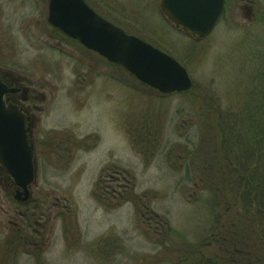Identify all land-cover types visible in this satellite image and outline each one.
I'll use <instances>...</instances> for the list:
<instances>
[{
  "label": "rangeland",
  "instance_id": "obj_1",
  "mask_svg": "<svg viewBox=\"0 0 264 264\" xmlns=\"http://www.w3.org/2000/svg\"><path fill=\"white\" fill-rule=\"evenodd\" d=\"M87 1L179 62L190 95H161L48 29L47 0H0V71L28 89L36 160L28 204L0 178V264H180L212 220L190 164L197 114L236 108L252 88L264 0H227L203 40L176 29L161 0ZM103 171L108 205L93 196ZM124 190L139 200L113 199Z\"/></svg>",
  "mask_w": 264,
  "mask_h": 264
},
{
  "label": "trees",
  "instance_id": "obj_2",
  "mask_svg": "<svg viewBox=\"0 0 264 264\" xmlns=\"http://www.w3.org/2000/svg\"><path fill=\"white\" fill-rule=\"evenodd\" d=\"M260 60L259 76L242 103L197 114L199 140L190 164L209 194L212 220L197 247L183 248L180 264H264V57ZM104 172L93 192L102 205L108 195ZM115 198L118 203L139 200L125 190Z\"/></svg>",
  "mask_w": 264,
  "mask_h": 264
},
{
  "label": "water",
  "instance_id": "obj_3",
  "mask_svg": "<svg viewBox=\"0 0 264 264\" xmlns=\"http://www.w3.org/2000/svg\"><path fill=\"white\" fill-rule=\"evenodd\" d=\"M226 0H161L159 8L176 29L195 40L214 30ZM47 22L67 38L115 65L161 95L187 92L192 81L174 58L96 14L84 0H49ZM8 75V74H7ZM20 91L0 72V178L11 182L13 198L28 204L36 180L31 141L33 122L5 97ZM27 93V89H22Z\"/></svg>",
  "mask_w": 264,
  "mask_h": 264
},
{
  "label": "flooded vegetation",
  "instance_id": "obj_4",
  "mask_svg": "<svg viewBox=\"0 0 264 264\" xmlns=\"http://www.w3.org/2000/svg\"><path fill=\"white\" fill-rule=\"evenodd\" d=\"M48 1L49 0H47V9H46V11H47V14H46V20H45V24H46V27L48 28V29H52V30H54V31H56L48 22H47V17H48ZM86 2L88 3V1L86 0ZM226 2H227V0H226ZM89 4V3H88ZM90 5V4H89ZM91 6V5H90ZM93 8V7H92ZM94 9V8H93ZM95 10V9H94ZM245 10H247V9H245ZM96 11V10H95ZM97 12V11H96ZM98 13V12H97ZM101 15V14H100ZM6 83L10 86V87H18L19 89H20V91H18V92H16V93H13V94H8L6 97H5V102H6V104H8V103H12V104H14V105H16L17 107H19V108H21V110H22V112L25 114V115H27V116H29L30 118H31V120H32V122H33V126H34V122H35V118H34V115L31 113V109L33 108L34 109V106H30V105H28V103H29V100L27 99V97H26V94L28 93V91H27V93H23L22 92V89H24L23 88V86H21V85H17L16 83H15V78L12 76V75H10V74H6ZM5 182V181H4ZM5 185L6 186H8L9 187V185H11V182H9V183H7V182H5ZM13 187V186H12ZM13 191H14V187H13Z\"/></svg>",
  "mask_w": 264,
  "mask_h": 264
}]
</instances>
